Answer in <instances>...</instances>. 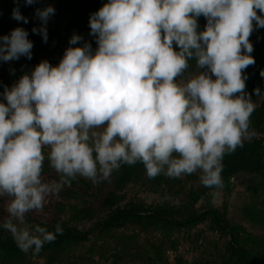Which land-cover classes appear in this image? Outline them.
Masks as SVG:
<instances>
[{
  "label": "rangeland",
  "instance_id": "rangeland-1",
  "mask_svg": "<svg viewBox=\"0 0 264 264\" xmlns=\"http://www.w3.org/2000/svg\"><path fill=\"white\" fill-rule=\"evenodd\" d=\"M32 2L36 16L22 25L23 39L0 45L2 126L24 129L40 109L80 101L87 89L104 98L120 95L127 82L149 88L155 42L169 60L162 70L166 86L194 95L205 110L201 118L184 103L158 107L162 134L140 150L138 180L121 188L116 155L133 134L126 117L138 96L109 106L111 120L68 121L40 141L44 172L26 137L0 141V239L20 250L0 249V264H241L230 248L231 235L217 227L209 210L235 228L240 247L257 259L264 242L258 217L264 215V175L241 171L226 188L206 191L204 185L212 161L233 142L264 139L251 120L264 94L220 80L182 34L170 44L157 43L148 0L137 9V25L123 29L113 16L100 18L92 36L64 19L61 0ZM167 11L173 23L180 19L176 13L186 14L188 24L210 11L213 22L203 31L208 59L234 70L247 55L242 78L259 77L264 0H171ZM52 60L60 68L55 84L47 77ZM261 154L264 164V143ZM117 211H134L139 219L102 228ZM196 215L201 218L187 227L167 222ZM44 226L87 238L66 241L56 251L32 250Z\"/></svg>",
  "mask_w": 264,
  "mask_h": 264
},
{
  "label": "trees",
  "instance_id": "trees-1",
  "mask_svg": "<svg viewBox=\"0 0 264 264\" xmlns=\"http://www.w3.org/2000/svg\"><path fill=\"white\" fill-rule=\"evenodd\" d=\"M143 1L145 0H61L60 7L64 19L70 25L81 29L82 33L92 36L98 30L100 18L113 16L123 29L137 25L139 23V18H136L137 9L141 7ZM148 1L151 5L148 22L157 43L170 44L175 37L182 34L185 37L184 40L205 57L207 68L211 69L220 80L231 87H241L254 96L264 94V61L259 62V67H256L259 71V77L248 80L241 76V72L245 71L242 67L243 64L248 65L249 58L246 59L247 55L237 59L234 70L225 69L219 64L215 65L211 59H208V46L203 40V31L209 27L210 22H213V14L210 11L208 14L207 12L199 14L191 24L185 21L188 20V16L179 12L176 14L180 19L173 23L169 13H167L171 0ZM0 14H2L0 15V45L7 48L13 44H18L23 39L25 34H22L24 33L22 32V25L33 19L36 16V11L32 0H0ZM4 16H6L5 20ZM165 18H168V22ZM154 45L155 73L149 88H146L140 81L127 82L120 95L104 98H100L90 89H87L80 101L64 103L56 108L40 109L24 129L6 128L0 122V141L16 142L18 138L26 137L31 144L34 157L38 161V170L44 172L47 166L41 153L40 141L54 136L60 127L68 121L73 123L80 120L96 121L100 117H107L111 120L108 112L109 106L138 96L134 109L126 117L132 126L133 134L116 155L120 171L118 186L121 188L125 184L138 180L142 167L140 150L156 136L162 134L163 131L155 116L157 108L165 102L184 103L198 112L201 118L205 110V103L194 95L178 92L166 86L162 70L169 60L161 54L156 42ZM259 55L264 59V50L261 49ZM262 76L263 79H261ZM47 77L54 84L60 78V68L55 60L50 62ZM251 120L255 129L260 132L264 131V97L260 106L251 113ZM263 143L264 139L262 138L253 142H233L225 152L212 161L210 171L206 175L204 190L226 188L230 178L241 171L259 176L264 175V164L261 161ZM207 214L213 218L221 231L231 235L230 248L241 264H264V242H261L259 257L252 259L233 236L234 233H237L235 228L223 221L216 211L209 210ZM258 217L260 223L264 224V215L260 214ZM200 218V215H196L184 222L170 220L167 222L174 227L181 228L192 225ZM135 219H139V215L134 211H117L110 215L101 224V227L107 228ZM157 220L166 221L160 216ZM86 238L87 234H81L77 231H53L51 227L44 226L41 235L33 240L31 249L48 248L56 251L66 241ZM0 249L11 253L20 251L17 246L2 239H0Z\"/></svg>",
  "mask_w": 264,
  "mask_h": 264
}]
</instances>
